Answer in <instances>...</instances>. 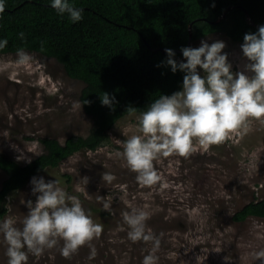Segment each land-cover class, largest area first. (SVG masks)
Listing matches in <instances>:
<instances>
[{
  "label": "rangeland",
  "instance_id": "1",
  "mask_svg": "<svg viewBox=\"0 0 264 264\" xmlns=\"http://www.w3.org/2000/svg\"><path fill=\"white\" fill-rule=\"evenodd\" d=\"M201 41L224 42L231 71L245 70L244 42L215 33L189 47L198 48ZM27 54L30 60L23 64L18 53L0 55V153L22 164L42 152L39 137L64 142L73 135L87 137L93 127L79 100L83 83L70 78L55 59ZM179 60L186 63L183 55ZM140 116L132 113L118 120L109 140L96 150H81L33 176L56 181L76 196L103 232L67 258L60 251L62 240L41 255L29 252L27 264H142L149 254L156 264H264L254 255L264 250V219H233L246 203L264 199V121L250 120L246 133L207 150L194 140L188 157H159L153 164L160 180L148 187L137 182L122 155L123 143L141 135ZM104 174L112 179L105 180ZM5 177L0 170V187ZM33 177L8 197V212L0 223L11 218L22 227L26 203L36 200ZM138 210L149 214L147 229L159 241L155 247L154 241L133 243L128 238L124 214ZM7 247L0 233V264H8Z\"/></svg>",
  "mask_w": 264,
  "mask_h": 264
},
{
  "label": "trees",
  "instance_id": "2",
  "mask_svg": "<svg viewBox=\"0 0 264 264\" xmlns=\"http://www.w3.org/2000/svg\"><path fill=\"white\" fill-rule=\"evenodd\" d=\"M0 55L39 53L55 59L66 74L83 83L79 100L93 118L87 137L73 135L64 142L39 137L42 152L26 164L0 153L6 177L0 187V221L8 212V197L25 187L47 167H58L83 150H96L109 140L108 132L121 118L140 113L163 96L181 91L184 72H172L165 49L179 65L189 40L223 33L235 42L264 26V0H70L82 9V20L51 7L52 0H0ZM23 33V38L20 34ZM184 63V62H183ZM108 93L114 110L102 106ZM89 103L84 104V101ZM129 107L135 111H126ZM264 219V199L246 203L233 216L236 222Z\"/></svg>",
  "mask_w": 264,
  "mask_h": 264
},
{
  "label": "clouds",
  "instance_id": "3",
  "mask_svg": "<svg viewBox=\"0 0 264 264\" xmlns=\"http://www.w3.org/2000/svg\"><path fill=\"white\" fill-rule=\"evenodd\" d=\"M51 7L61 15L67 14L72 22L82 20L83 10L70 0H52ZM4 10L5 5L0 2V13ZM20 36L23 38V33ZM243 39L241 49L248 63L244 71L236 73L231 71L228 56L223 53L226 45L222 41L210 45L201 41L200 47L190 48V38L188 47L181 49L186 63L179 65L174 59L175 53L165 49L166 63L172 72L185 73L183 86L181 91L171 96L161 95L153 102L139 118L141 135H133L123 143L122 155L140 185L151 187L160 180L153 164L159 157H188L193 152L194 140L207 150L223 144L230 136L246 133L250 120L264 121V26L255 34H245ZM6 45V40L0 41V48ZM18 57L21 64L30 60L22 50L18 51ZM198 68L205 73L203 77ZM100 99L102 106L114 110L117 103L114 96L103 93ZM126 111H135V108L129 107ZM103 178L112 179L109 174ZM31 184L36 200L26 203L28 213L22 227H16L11 218L0 223V233L8 246V264H27L29 252L41 255L61 240L60 251L67 258L101 235L102 225L94 223L80 200L69 196L56 181L45 182L43 177H33ZM148 219L149 214L144 210L124 214L130 229L129 240L133 243L154 241L155 247L159 241L147 229ZM254 255L264 262V250ZM156 260L149 254L142 264H156Z\"/></svg>",
  "mask_w": 264,
  "mask_h": 264
},
{
  "label": "water",
  "instance_id": "4",
  "mask_svg": "<svg viewBox=\"0 0 264 264\" xmlns=\"http://www.w3.org/2000/svg\"><path fill=\"white\" fill-rule=\"evenodd\" d=\"M246 16H247V20H248L249 23H251V24H253V25L257 26V27H260V25L255 24V23L251 20V18H250V16H249L248 13H246Z\"/></svg>",
  "mask_w": 264,
  "mask_h": 264
}]
</instances>
